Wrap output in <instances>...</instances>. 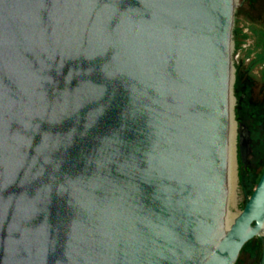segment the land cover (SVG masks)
I'll list each match as a JSON object with an SVG mask.
<instances>
[{"label": "water", "instance_id": "1", "mask_svg": "<svg viewBox=\"0 0 264 264\" xmlns=\"http://www.w3.org/2000/svg\"><path fill=\"white\" fill-rule=\"evenodd\" d=\"M234 5L0 0V264H264V170L226 225Z\"/></svg>", "mask_w": 264, "mask_h": 264}, {"label": "rangeland", "instance_id": "2", "mask_svg": "<svg viewBox=\"0 0 264 264\" xmlns=\"http://www.w3.org/2000/svg\"><path fill=\"white\" fill-rule=\"evenodd\" d=\"M257 0H235L232 48H231V112L234 122V169L233 177L228 185L226 210L227 219H232L240 212L243 203L247 200L240 191L238 174L245 173L248 168H243L238 161L237 149V122L238 117L244 115V111L250 105L256 103L261 97L260 72L264 70L263 64L255 63L254 60L260 52L257 45V35L264 31V4L255 16L248 14L254 9ZM257 34V35H256ZM263 67V68H262ZM262 68V69H261ZM230 221V222H231ZM260 253V243L250 240L240 251L235 264L245 263L248 255L255 256L256 261ZM246 264L251 263L250 259Z\"/></svg>", "mask_w": 264, "mask_h": 264}, {"label": "flooded vegetation", "instance_id": "3", "mask_svg": "<svg viewBox=\"0 0 264 264\" xmlns=\"http://www.w3.org/2000/svg\"><path fill=\"white\" fill-rule=\"evenodd\" d=\"M259 1V0H257ZM256 2V1H255ZM254 2V5H255ZM255 8L253 9V11ZM264 67V65H262ZM262 67V68H263ZM261 68V69H262ZM262 70L260 72V82H261V97L260 99L254 103L253 105H250V108L246 111H244L243 116L238 117L237 122V149H238V161L239 164L243 168H248V170L243 173V175L248 176L249 174H252L253 172H257L258 180L264 170V162H260V155H261V149L264 145V108H262V105H264V74ZM259 109V111L257 110ZM239 123H243L247 130L249 131V153L247 154L245 161H242L239 154V148H238V125ZM258 182V181H257ZM255 187V185H254ZM253 187V189H254ZM256 239L260 243V251H261V237H254L251 240ZM260 256V253H259ZM250 259L251 263L258 264L259 257L256 261L255 256L248 255L246 260L247 262ZM243 262L242 264H246ZM237 261V260H236ZM236 263V262H235Z\"/></svg>", "mask_w": 264, "mask_h": 264}, {"label": "trees", "instance_id": "4", "mask_svg": "<svg viewBox=\"0 0 264 264\" xmlns=\"http://www.w3.org/2000/svg\"><path fill=\"white\" fill-rule=\"evenodd\" d=\"M263 4H264V0L256 1L255 5H254L255 10L254 11L249 10L248 14L255 16V14H256L255 12L257 10H258L257 12H259V10L262 9ZM257 41H258L257 45L261 48H260V52L256 56V59L254 60V62L255 63H261L264 65V31L257 35ZM263 74H264V71H263ZM262 108H264V105H262ZM257 110L259 111V109H257ZM260 162L261 163L264 162V145L262 146V149H261ZM256 173L253 172L252 174H249L248 176L243 175L242 173L238 174L239 188H240V191L242 192V194L244 195V197L250 196V194L252 193L253 187H254V185H256V183L258 181V176ZM245 202H246V200H245ZM245 202L243 203V206H244ZM243 206H242V208H243Z\"/></svg>", "mask_w": 264, "mask_h": 264}, {"label": "bare ground", "instance_id": "5", "mask_svg": "<svg viewBox=\"0 0 264 264\" xmlns=\"http://www.w3.org/2000/svg\"><path fill=\"white\" fill-rule=\"evenodd\" d=\"M234 169V122L231 117L230 121V133H229V152H228V185L233 177ZM231 219L226 220V225H229Z\"/></svg>", "mask_w": 264, "mask_h": 264}]
</instances>
